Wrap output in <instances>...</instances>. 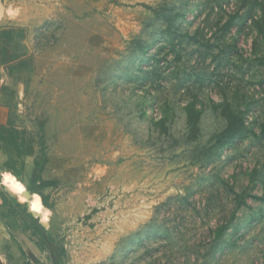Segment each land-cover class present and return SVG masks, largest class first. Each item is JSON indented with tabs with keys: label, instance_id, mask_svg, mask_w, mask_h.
Masks as SVG:
<instances>
[{
	"label": "rangeland",
	"instance_id": "obj_1",
	"mask_svg": "<svg viewBox=\"0 0 264 264\" xmlns=\"http://www.w3.org/2000/svg\"><path fill=\"white\" fill-rule=\"evenodd\" d=\"M262 5L99 0L29 23L37 64L14 105L46 172L0 169V264H264ZM224 102L246 131L216 145ZM37 176L53 184L31 192Z\"/></svg>",
	"mask_w": 264,
	"mask_h": 264
},
{
	"label": "crops",
	"instance_id": "obj_2",
	"mask_svg": "<svg viewBox=\"0 0 264 264\" xmlns=\"http://www.w3.org/2000/svg\"><path fill=\"white\" fill-rule=\"evenodd\" d=\"M72 1L0 0V157H3L0 169L8 170L10 176L19 174L28 160H34L38 144L35 130L27 126L24 115L21 116L14 105L37 64L29 23L44 24L51 17L62 18V15L78 13L76 8L92 9L99 4V0ZM28 151L32 155L28 156ZM4 152L15 153L7 155ZM37 205V198H34L32 207ZM3 231L6 227L0 218V236Z\"/></svg>",
	"mask_w": 264,
	"mask_h": 264
},
{
	"label": "trees",
	"instance_id": "obj_3",
	"mask_svg": "<svg viewBox=\"0 0 264 264\" xmlns=\"http://www.w3.org/2000/svg\"><path fill=\"white\" fill-rule=\"evenodd\" d=\"M257 20H263L264 21V5L260 6V11H259ZM174 33L180 34L179 32H177L175 30H174ZM186 35L187 34H183V36L182 35L181 36L184 37ZM177 38L178 37L173 36L169 39L168 44L172 50H174V48L176 46L177 41L175 42V40ZM178 54L179 53L177 52L176 56ZM221 106H222L221 112L225 117L226 125L222 131L218 132L217 134H215L213 136V141H214V144H216V145H223L225 142H227L229 140L240 139L244 136V133L246 131V127H245V123L243 120L242 113L240 111L233 110L229 106V103L224 102V104H222ZM185 110H186L187 127H188V131H189L188 137H189V139L193 140L198 134V122H199V117L201 115V112L195 108V104L193 101L190 102L186 106ZM39 153H40V157L36 158L33 161V165H34V168H37L39 172H42L44 169V166H45L44 163L46 162V158L44 155V148H43V145L41 143H40ZM52 184H53L52 180H45L41 176H37V177L33 178V180L31 181L30 186H29L30 187L29 190L31 192L34 190L38 191V190L45 188V187H48ZM17 196L20 197L21 199H25L23 195L19 194ZM234 197L237 199L239 197V195L235 194ZM43 201L46 202V199H43ZM241 203H244V199H241L240 201L238 200L236 206L238 207ZM24 211L26 212V215L29 219H31L34 222L37 221L35 216L31 212H29V210L27 211V209L24 208ZM233 217H234V214L231 215V218H233ZM227 228H228V222L220 224L216 228V230L214 231V238L221 236ZM36 229H37V232L41 235L42 231H41L40 227L37 226ZM149 229L150 228H147L148 232L146 231L144 235H142L139 232L136 233V236H137L139 243H141L142 241L144 242V239H150V238L154 237L155 235H159L157 231L149 230ZM98 264H101V263H98Z\"/></svg>",
	"mask_w": 264,
	"mask_h": 264
},
{
	"label": "water",
	"instance_id": "obj_4",
	"mask_svg": "<svg viewBox=\"0 0 264 264\" xmlns=\"http://www.w3.org/2000/svg\"><path fill=\"white\" fill-rule=\"evenodd\" d=\"M36 264H43V263H41V262H36ZM56 264H63V263H62V259H61L60 257L57 258V260H56Z\"/></svg>",
	"mask_w": 264,
	"mask_h": 264
}]
</instances>
